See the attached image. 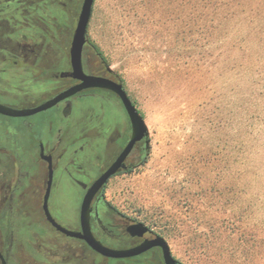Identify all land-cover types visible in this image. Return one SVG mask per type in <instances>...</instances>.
Masks as SVG:
<instances>
[{
	"label": "rangeland",
	"instance_id": "1",
	"mask_svg": "<svg viewBox=\"0 0 264 264\" xmlns=\"http://www.w3.org/2000/svg\"><path fill=\"white\" fill-rule=\"evenodd\" d=\"M83 2L3 3L0 17L16 21L21 42L43 39L41 69L67 71ZM88 42L86 70L112 71L150 138L142 164L107 184L109 207L99 209L97 232L124 246L132 243L129 226L143 223L167 240L180 264H264V127L254 119L251 133L245 127L264 111V0H96ZM12 59L0 56L1 91L35 102L66 86L38 81L23 59L19 66ZM0 103L14 106L5 98ZM63 113L73 133L86 139L64 155L65 143L57 152L51 211L74 228L80 193L113 161L114 128L127 115L109 94L81 96ZM55 117V110L32 117L35 131L46 136ZM37 192L27 197L30 207ZM36 239L54 253L66 248L70 259H96L56 233Z\"/></svg>",
	"mask_w": 264,
	"mask_h": 264
},
{
	"label": "flooded vegetation",
	"instance_id": "2",
	"mask_svg": "<svg viewBox=\"0 0 264 264\" xmlns=\"http://www.w3.org/2000/svg\"><path fill=\"white\" fill-rule=\"evenodd\" d=\"M17 2L20 4V6H22L23 2L25 4L29 3V6H31L34 0H0V8L2 7L3 3L12 4ZM24 11H28V9L25 8ZM28 13L32 14L31 11H28ZM7 23L10 26L15 27V29L17 30V32L11 38L17 42L18 46H16L13 51L0 50V56H5L6 53L12 55V62L16 66L21 65V61L18 60L23 59L25 61L24 65H26L30 71L35 73V79L38 81L47 83L52 82L54 79H57L66 82V86L63 89L57 91L47 98L35 100V102H26V100L20 99L18 95H14L8 91L3 92L0 90V98H5L13 102L14 106L10 107L17 109L35 108L54 98L62 91L79 83V81L74 80L71 77H61L62 73H68L71 71L70 51V70L49 72L48 70L41 69L40 66L42 65V61L45 59V54L41 52L43 39L38 42H21L20 40L16 39V35L20 31V29H18L17 27L16 21H13L10 18L0 17V27L4 28L6 26L5 24ZM27 25L30 26V23H27ZM5 40L6 37L0 36V45H4ZM39 43L41 44V46L38 48L35 45ZM89 45H91L90 42L85 45L83 53V64L85 72L89 75L105 77L120 82L118 78H115L113 76L112 71L108 67L106 75H97L86 70L84 55L86 47H88ZM23 49H30V52H25ZM28 55H30V57ZM40 72H42V74ZM86 91H83L63 101L56 107L50 109L55 110L56 117L48 119V129L46 132V136L44 135V133L39 132L38 130L35 131L37 125L33 124L31 121L32 117H34L35 115L25 118H10L0 115L6 118L14 119V121H20H18L19 123L11 122L10 120L0 118V264H4V260L6 264H86L84 260L81 261L70 259L66 251L67 249L64 247H59L57 249V252L54 253L55 250L49 249L47 245L43 243L37 244L36 236H39L41 232L43 233L45 231L56 233L69 241L78 243L81 247H83L85 250H88L96 257L93 264H111L112 262H115L117 264L128 263V259H111L104 257L92 250L84 240L68 237L59 232L49 222L44 211L45 196L49 187V162L44 157H42V153L44 152L45 157L51 158L54 169L53 183L49 198V208L51 211V202L53 200L57 185V152L60 150L62 144L65 143L66 145L62 152V155H64L70 149L76 147L86 139V137L82 135L81 132H77L75 134L73 133L71 127L72 120L70 121V118L64 115L63 107L69 101L78 99L81 96L94 94H83ZM111 93L107 94L112 95L119 100L127 115V112L119 97L116 94ZM50 110H47L45 112L47 113ZM54 119L57 123L56 131L52 130L53 124L55 122ZM68 122L71 123V125L68 124ZM24 125H26L27 131L24 130ZM131 132L132 127L127 115V118L122 123V125H120V127L116 126L114 128V134L111 140V143L114 147L113 161L106 168L99 169L90 186L85 191L80 193L82 202L88 189L92 186L95 180H97L121 155V153L129 143ZM145 145V140L136 144L134 150L125 161L126 168L122 169L118 174L128 172L129 169L142 164L145 156L148 154L144 150ZM137 151L139 153L137 156H135V153ZM134 161L138 163H134ZM88 165L90 166L89 163ZM105 188L103 192L97 194L93 200L92 206L94 210L91 218V227L95 238L104 246L112 249H128L140 244L145 238H148L147 236H149V234H146L143 238L132 236V243L124 246H114L104 240L102 236L97 232L96 223L97 217L99 216V209L101 207H109L105 197ZM32 189L38 190L37 193L39 195L34 200L36 203L32 207H30L28 205L29 200L27 199V197ZM51 214L55 218V220L65 228L72 231H81L80 214L77 217V227L74 228L62 224L58 220V218L55 217L52 211ZM38 241H40V239ZM37 246L41 248V250H39L38 252Z\"/></svg>",
	"mask_w": 264,
	"mask_h": 264
},
{
	"label": "water",
	"instance_id": "3",
	"mask_svg": "<svg viewBox=\"0 0 264 264\" xmlns=\"http://www.w3.org/2000/svg\"><path fill=\"white\" fill-rule=\"evenodd\" d=\"M96 0H84L81 13L77 22V26L72 39L70 58H71V71L62 73L61 77H71L79 81L78 84L62 91L54 98L46 101L45 103L29 109H17L0 103V115L10 118H25L31 117L36 114L45 112L56 107L59 103L90 89L107 90L116 94L122 102L127 115L129 117L132 132L129 143L118 157V159L92 184L88 189L81 206L80 222L81 231H72L61 224H59L52 216L49 208V198L51 194V187L54 177V169L51 158L44 156L49 162V187L45 196L44 211L49 222L61 233L68 237L78 238L84 240L92 250L101 254L104 257L111 259H131L142 256L153 249H160L162 252L164 264H179L172 254L171 247L167 240L160 235L150 234L149 228L143 224H133L129 226L128 231L133 237H145L140 244L130 247L128 249H112L104 246L98 241L91 227V218L93 213V200L97 194L103 192L108 182L116 176L122 169H125V161L132 153L137 143L145 140L144 150L148 153L150 146L149 132L145 123L144 117L140 114L137 107L127 94L121 82L114 81L109 78L89 75L84 70L83 53L85 45L88 43V28L92 19L93 9ZM4 264H6L4 260Z\"/></svg>",
	"mask_w": 264,
	"mask_h": 264
},
{
	"label": "trees",
	"instance_id": "4",
	"mask_svg": "<svg viewBox=\"0 0 264 264\" xmlns=\"http://www.w3.org/2000/svg\"><path fill=\"white\" fill-rule=\"evenodd\" d=\"M9 1H11V0H9ZM5 25L6 26L4 28L0 27V36L6 37L4 45H0V50H2V51H5V50L13 51V49L16 46H18V44L11 37L17 32V30L15 29V27L10 26L8 23ZM95 48L98 50V52H100L96 46H95ZM90 93H94V94H98V95L102 96V95H106L107 93H111V92L104 91V90H88V91L84 92L83 94H90ZM262 98L264 99V96H262ZM263 113H264V111L262 110L261 114H263ZM261 114H259L257 117L252 116V117L247 119V121L245 122V127L247 129V133H251V132H249V130L251 128L253 129L255 127V123L253 122V119L259 121V123L262 125V127H264V115H261ZM0 118L14 122V119L6 118L3 116H0ZM54 121H55V119H54ZM56 129H57V123L55 121L53 124L52 130L56 131ZM24 130L27 131L26 125H24ZM252 133H253V131H252ZM130 170L131 169H129V171ZM127 262L129 264H164L162 252L160 249H153V250L147 252L146 254H143L142 256L128 259Z\"/></svg>",
	"mask_w": 264,
	"mask_h": 264
}]
</instances>
